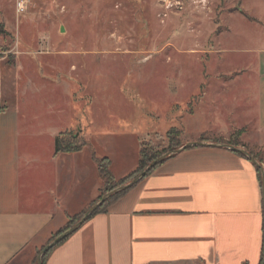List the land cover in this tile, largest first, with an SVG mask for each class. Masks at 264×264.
I'll use <instances>...</instances> for the list:
<instances>
[{
	"label": "crops",
	"instance_id": "crops-1",
	"mask_svg": "<svg viewBox=\"0 0 264 264\" xmlns=\"http://www.w3.org/2000/svg\"><path fill=\"white\" fill-rule=\"evenodd\" d=\"M232 1L247 21L264 30L261 1ZM258 5L262 9L255 14ZM1 42L0 38V46ZM11 51H0V264H37L39 252L67 217L82 213L98 197L102 181L93 154L108 158L110 172L119 178L135 168L139 148L132 167L114 171L115 147H100L96 122L82 123L76 115L61 125L52 113L21 111L26 109L27 91L15 89L11 99L4 95L5 78L14 87L19 66L15 60L22 54ZM253 51L257 55L253 112L233 105L235 98H210L202 86L187 113L205 123L194 136L226 138L241 130L240 145L235 147L264 153V45ZM6 55H13V61ZM233 77H218L223 82L220 95ZM31 84L25 82L26 90ZM74 96L72 102L77 101ZM204 107L214 110L203 112ZM73 130L84 147L54 153L55 138ZM201 142L207 145L191 146L165 159L105 212L53 247L43 264H258L264 214L261 176L245 156L211 146L214 141ZM259 164L264 169V163Z\"/></svg>",
	"mask_w": 264,
	"mask_h": 264
},
{
	"label": "rangeland",
	"instance_id": "rangeland-1",
	"mask_svg": "<svg viewBox=\"0 0 264 264\" xmlns=\"http://www.w3.org/2000/svg\"><path fill=\"white\" fill-rule=\"evenodd\" d=\"M16 1L0 0V51L22 53L14 59L19 66L13 89L4 77V95L27 91L21 111L52 113L61 125L76 115L82 123L96 122L100 147H115L114 171L132 167L142 143L173 151L166 138L170 128L180 131L178 148L199 141L194 135L205 123L187 113L202 86L210 98H235L233 105L253 112V50L264 45V30L232 0H25L21 12ZM261 9L254 8L255 14ZM218 77L235 78L224 95ZM26 81L32 83L28 90ZM250 150L264 163V153Z\"/></svg>",
	"mask_w": 264,
	"mask_h": 264
},
{
	"label": "trees",
	"instance_id": "trees-1",
	"mask_svg": "<svg viewBox=\"0 0 264 264\" xmlns=\"http://www.w3.org/2000/svg\"><path fill=\"white\" fill-rule=\"evenodd\" d=\"M241 134H242L241 130H235L232 134H230V137L228 139H225L223 141L226 142V144H229V145H232V146H238V145H240L239 137H240ZM179 135H180V131L176 130L175 128H170L166 132V138H167V140H168V142L170 144V148H168V150H171V149L175 150V149H177L180 146V144H179ZM199 140L200 141H208V140H210V141H214V142H223L220 139V137H218L217 140L215 141L213 139L205 138V135L200 136ZM84 145H85V142L83 140H81V139L79 140L77 138V136L72 135V134H70L68 132L67 133L63 132V133H60L54 140V153L57 154V153L77 152V151H80L84 147ZM246 150L254 159H256L259 163H261L259 157L255 156L253 154L252 150H250L247 147H246ZM163 154H166V153L163 152L162 150H158L155 146H147L146 144L142 143L140 148H139V151H138V161H137L136 168L133 171L129 172L126 176H124L120 180H116L114 178V176L112 175V173L110 172V161L108 160V158H106V157L97 158V157H95V154H93V158H94L96 166H97L98 174H99V176L101 178V181H102V187L100 188V196L97 197L96 200L100 199L103 194H105L107 192H110L113 189H115V188H117V187H119V186H121V185H123V184H125V183H127L129 181H131L139 173H141L148 166V164L150 162H152L153 160H155L158 157L162 156ZM237 154L240 155V156H244V155H242V154H240L238 152H237ZM170 157H172V156H170ZM170 157H168V158H170ZM163 161H161L155 167H153L147 173V175L144 178H146L148 175H150L160 164H162ZM256 170L258 172V176L260 177L259 168L256 167ZM141 181H139V182H141ZM134 186H132V187H134ZM132 187H130L129 189H126L125 191H122V192H119V193L111 195L101 206H99L90 215L89 218L93 217L96 214L105 212L107 210V208L112 203H114L116 200H118L124 193H126ZM95 201L91 205H93L95 203ZM90 206H88L80 214L74 215L72 217L68 216L66 224L59 231H57L49 239V241H51L52 239L57 237L60 233L64 232L65 230L71 228L75 224V222H77L79 220V218L84 214V212ZM65 240L66 239L61 241L56 246L62 244ZM51 250L52 249H50L47 253H45L42 256V264L44 262V258L48 255V253ZM258 264H264V214H263V223H262V247H261L260 258H259V263Z\"/></svg>",
	"mask_w": 264,
	"mask_h": 264
},
{
	"label": "water",
	"instance_id": "water-1",
	"mask_svg": "<svg viewBox=\"0 0 264 264\" xmlns=\"http://www.w3.org/2000/svg\"><path fill=\"white\" fill-rule=\"evenodd\" d=\"M207 144L205 142L197 141V142H188L184 144L182 147L177 148L173 151H170L166 154H163L162 156L158 157L157 159L153 160L148 164V166L139 173L135 178H133L129 183L119 186L115 188L114 190L105 193L99 200H97L93 205H91L84 214L79 218V220L69 229L65 230L64 232L60 233L57 237H55L53 240L49 241L39 252L37 257V264H42V256L47 253L50 249L55 247L57 244H59L61 241L69 237L72 233H74L89 217L90 215L99 207L101 206L111 195L125 191L126 189H129L130 187L137 184L139 181H141L147 173L155 167L158 163L165 160L166 158L176 155L185 149L191 147V146H206ZM211 146L214 147H222L226 148L228 150L238 152L242 155H244L254 166L259 168L260 170V176H261V189H262V199H263V208H264V169L262 166L257 162L256 159H254L247 151H245L242 148L235 147L229 144L225 143H212Z\"/></svg>",
	"mask_w": 264,
	"mask_h": 264
},
{
	"label": "built area",
	"instance_id": "built-area-1",
	"mask_svg": "<svg viewBox=\"0 0 264 264\" xmlns=\"http://www.w3.org/2000/svg\"><path fill=\"white\" fill-rule=\"evenodd\" d=\"M24 2L25 0H17L16 1V10L17 12H21L24 9Z\"/></svg>",
	"mask_w": 264,
	"mask_h": 264
},
{
	"label": "bare ground",
	"instance_id": "bare-ground-1",
	"mask_svg": "<svg viewBox=\"0 0 264 264\" xmlns=\"http://www.w3.org/2000/svg\"><path fill=\"white\" fill-rule=\"evenodd\" d=\"M162 1H164V0H162Z\"/></svg>",
	"mask_w": 264,
	"mask_h": 264
}]
</instances>
